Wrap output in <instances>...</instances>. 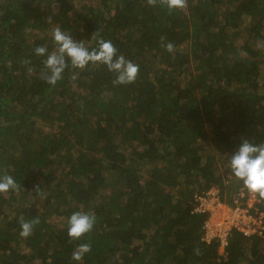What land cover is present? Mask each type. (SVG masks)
Wrapping results in <instances>:
<instances>
[{"label":"trees","instance_id":"1","mask_svg":"<svg viewBox=\"0 0 264 264\" xmlns=\"http://www.w3.org/2000/svg\"><path fill=\"white\" fill-rule=\"evenodd\" d=\"M57 26L89 50L110 40L135 82L69 63L48 84L34 49L55 50ZM243 139L264 144V0H0V174L19 186L0 194V264H264V228H232L222 253L195 210L196 192L247 190L229 167ZM76 211L96 219L70 242Z\"/></svg>","mask_w":264,"mask_h":264},{"label":"clouds","instance_id":"2","mask_svg":"<svg viewBox=\"0 0 264 264\" xmlns=\"http://www.w3.org/2000/svg\"><path fill=\"white\" fill-rule=\"evenodd\" d=\"M149 6L165 7L169 12L187 7V0H147ZM51 38L56 45L55 50L49 52L46 46H37L34 52L38 56L46 57L42 63L46 70L43 79L50 85H55L62 79V73L71 64L72 68L84 69L91 64H102L108 71L115 73L114 85L131 84L135 82L139 66L125 59L123 55H117V48L110 40L93 34L98 47L89 50L83 42L74 40L68 32L60 27L51 31ZM161 42L166 51L172 52L174 45L171 42ZM77 74L73 73L75 80ZM229 167L233 176L243 181L244 186L252 193L264 199V144H253L243 139L235 152L231 154ZM14 178L8 174H0V194L18 189ZM211 188V187H210ZM95 215L89 212L76 211L68 218L67 234L71 241H78L86 233L90 232L95 223ZM40 223L39 217L31 220H22L20 224L21 237H29L34 226ZM91 251L89 243L78 244L71 254L73 261H82L85 254Z\"/></svg>","mask_w":264,"mask_h":264},{"label":"built area","instance_id":"3","mask_svg":"<svg viewBox=\"0 0 264 264\" xmlns=\"http://www.w3.org/2000/svg\"><path fill=\"white\" fill-rule=\"evenodd\" d=\"M236 195L234 205H229L219 200L217 189L211 187L203 193H194L195 210L207 211L208 216L204 221L206 239L217 236L219 250L224 253L228 242V236L232 228H236L243 235L258 234L264 228V213L258 208L257 194L250 192L244 187ZM243 199V200H242Z\"/></svg>","mask_w":264,"mask_h":264}]
</instances>
